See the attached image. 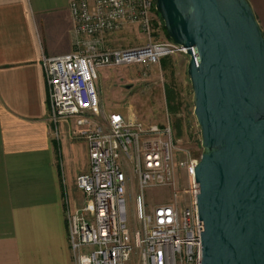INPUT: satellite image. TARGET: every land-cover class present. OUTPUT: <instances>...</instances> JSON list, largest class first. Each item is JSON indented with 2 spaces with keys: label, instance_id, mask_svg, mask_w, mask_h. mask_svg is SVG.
<instances>
[{
  "label": "built area",
  "instance_id": "built-area-1",
  "mask_svg": "<svg viewBox=\"0 0 264 264\" xmlns=\"http://www.w3.org/2000/svg\"><path fill=\"white\" fill-rule=\"evenodd\" d=\"M156 0H72L75 49L45 57L51 118L75 119L73 135L87 141L90 167L77 176L84 202L68 209L74 264H201V237L194 167L179 158L174 126L104 111L97 84L105 67L155 64L187 47L168 39L132 47H108L106 36L127 23L151 33ZM186 168L191 204L178 203L179 166ZM172 189L173 198L150 204L148 188Z\"/></svg>",
  "mask_w": 264,
  "mask_h": 264
},
{
  "label": "water",
  "instance_id": "water-1",
  "mask_svg": "<svg viewBox=\"0 0 264 264\" xmlns=\"http://www.w3.org/2000/svg\"><path fill=\"white\" fill-rule=\"evenodd\" d=\"M185 46L203 151L201 264H264V29L251 0H156Z\"/></svg>",
  "mask_w": 264,
  "mask_h": 264
},
{
  "label": "crops",
  "instance_id": "crops-1",
  "mask_svg": "<svg viewBox=\"0 0 264 264\" xmlns=\"http://www.w3.org/2000/svg\"><path fill=\"white\" fill-rule=\"evenodd\" d=\"M71 1L0 0V264H74L89 149L75 119L52 120L43 64L75 49Z\"/></svg>",
  "mask_w": 264,
  "mask_h": 264
},
{
  "label": "rangeland",
  "instance_id": "rangeland-1",
  "mask_svg": "<svg viewBox=\"0 0 264 264\" xmlns=\"http://www.w3.org/2000/svg\"><path fill=\"white\" fill-rule=\"evenodd\" d=\"M258 19L264 26V0H252ZM164 21L155 14L151 33L139 25L127 23L121 30L106 36L108 47H132L151 41H165L169 38L164 30ZM170 66L155 64H130L119 67H105L99 71L97 84L104 111H120L149 123L174 126L175 142L180 147L179 158H200L203 147L200 126L194 114L193 89L188 73L189 57L183 54L170 55ZM170 89L175 111L168 107L166 89ZM186 168H178L177 190L180 211L191 204L184 192L189 186ZM146 198L150 204L161 198H173L172 189L166 187L148 188ZM133 257L127 264H135Z\"/></svg>",
  "mask_w": 264,
  "mask_h": 264
},
{
  "label": "trees",
  "instance_id": "trees-1",
  "mask_svg": "<svg viewBox=\"0 0 264 264\" xmlns=\"http://www.w3.org/2000/svg\"><path fill=\"white\" fill-rule=\"evenodd\" d=\"M155 10H156V12L159 14V12L157 11V9L155 8ZM164 30H165V32H166V27H165V24H164ZM166 34H167V32H166ZM167 37L169 38V36H168V34H167ZM170 39V38H169ZM170 58H171V56H166V57H163L162 59H161V64H162V67L164 68V69H167V68H169V66H170ZM166 96H167V101H168V107H169V110L171 111V112H174L175 111V107L172 105V102H173V100H174V97H173V95H172V92H171V90L170 89H166Z\"/></svg>",
  "mask_w": 264,
  "mask_h": 264
}]
</instances>
